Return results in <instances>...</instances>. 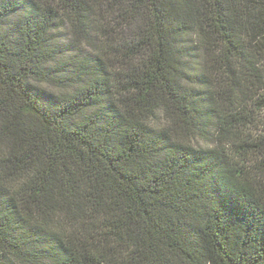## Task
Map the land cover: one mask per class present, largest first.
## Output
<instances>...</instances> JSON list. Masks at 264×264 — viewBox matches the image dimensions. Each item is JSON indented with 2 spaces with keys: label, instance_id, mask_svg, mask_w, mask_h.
<instances>
[{
  "label": "trees",
  "instance_id": "16d2710c",
  "mask_svg": "<svg viewBox=\"0 0 264 264\" xmlns=\"http://www.w3.org/2000/svg\"><path fill=\"white\" fill-rule=\"evenodd\" d=\"M0 264H264V0H0Z\"/></svg>",
  "mask_w": 264,
  "mask_h": 264
},
{
  "label": "rangeland",
  "instance_id": "374dc122",
  "mask_svg": "<svg viewBox=\"0 0 264 264\" xmlns=\"http://www.w3.org/2000/svg\"><path fill=\"white\" fill-rule=\"evenodd\" d=\"M61 36H62V34H61ZM205 145V144H204Z\"/></svg>",
  "mask_w": 264,
  "mask_h": 264
}]
</instances>
